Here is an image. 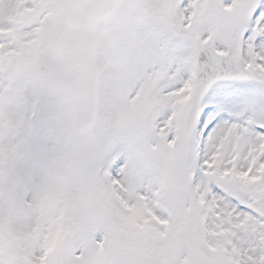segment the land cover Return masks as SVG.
<instances>
[{
	"label": "snow or ice",
	"instance_id": "1",
	"mask_svg": "<svg viewBox=\"0 0 264 264\" xmlns=\"http://www.w3.org/2000/svg\"><path fill=\"white\" fill-rule=\"evenodd\" d=\"M0 264H264V0H0Z\"/></svg>",
	"mask_w": 264,
	"mask_h": 264
}]
</instances>
